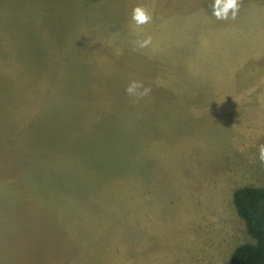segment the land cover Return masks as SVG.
Here are the masks:
<instances>
[{
	"label": "rangeland",
	"instance_id": "obj_1",
	"mask_svg": "<svg viewBox=\"0 0 264 264\" xmlns=\"http://www.w3.org/2000/svg\"><path fill=\"white\" fill-rule=\"evenodd\" d=\"M213 2L0 0V264H231L254 242L233 195L264 188V0ZM196 114L239 141H197Z\"/></svg>",
	"mask_w": 264,
	"mask_h": 264
},
{
	"label": "trees",
	"instance_id": "obj_2",
	"mask_svg": "<svg viewBox=\"0 0 264 264\" xmlns=\"http://www.w3.org/2000/svg\"><path fill=\"white\" fill-rule=\"evenodd\" d=\"M233 197L236 211L254 242L237 247L231 264H264V188L243 187Z\"/></svg>",
	"mask_w": 264,
	"mask_h": 264
},
{
	"label": "clouds",
	"instance_id": "obj_3",
	"mask_svg": "<svg viewBox=\"0 0 264 264\" xmlns=\"http://www.w3.org/2000/svg\"><path fill=\"white\" fill-rule=\"evenodd\" d=\"M242 0H214L211 7V14L217 20L235 19L241 6ZM132 21L138 26L149 24L153 17L142 5L136 6L132 11ZM152 43V37L135 41V47L139 49L147 48ZM152 89L146 87L142 81L132 80L125 88L127 96L132 98L134 103H139L151 94ZM258 159L264 164V144L258 148Z\"/></svg>",
	"mask_w": 264,
	"mask_h": 264
},
{
	"label": "crops",
	"instance_id": "obj_4",
	"mask_svg": "<svg viewBox=\"0 0 264 264\" xmlns=\"http://www.w3.org/2000/svg\"><path fill=\"white\" fill-rule=\"evenodd\" d=\"M235 28H240V27H236ZM258 47L260 49H258ZM264 50V45L260 44V43H254L253 49L252 47L250 48L249 52L253 54L254 60L257 57L262 56L264 53L261 54V51ZM244 52L247 54V50H246V46L244 47ZM247 56L245 58V60L247 59ZM226 115V114H225ZM225 115H224V119L222 120V118L220 120H215L213 118L208 117L207 119H200L198 117V114L193 116V122L195 124V138L197 141H201L204 139H212L215 141H228L230 136L234 138V141H239L236 140L235 137H237L239 135V133L237 134H231L227 128H226V119H225ZM221 122V124L219 126H217V124H219Z\"/></svg>",
	"mask_w": 264,
	"mask_h": 264
}]
</instances>
